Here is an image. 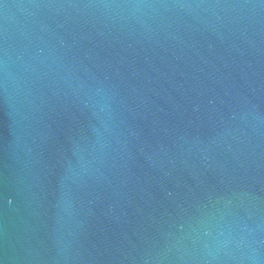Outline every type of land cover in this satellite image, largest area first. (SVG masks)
I'll return each mask as SVG.
<instances>
[{"label": "water", "instance_id": "1", "mask_svg": "<svg viewBox=\"0 0 264 264\" xmlns=\"http://www.w3.org/2000/svg\"><path fill=\"white\" fill-rule=\"evenodd\" d=\"M0 264H264V0H0Z\"/></svg>", "mask_w": 264, "mask_h": 264}]
</instances>
